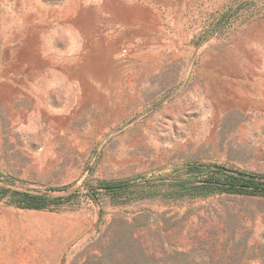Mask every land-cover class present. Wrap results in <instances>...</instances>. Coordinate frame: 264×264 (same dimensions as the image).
Here are the masks:
<instances>
[{
	"label": "rangeland",
	"instance_id": "obj_1",
	"mask_svg": "<svg viewBox=\"0 0 264 264\" xmlns=\"http://www.w3.org/2000/svg\"><path fill=\"white\" fill-rule=\"evenodd\" d=\"M214 165L264 176V0H0V264H264Z\"/></svg>",
	"mask_w": 264,
	"mask_h": 264
},
{
	"label": "trees",
	"instance_id": "obj_2",
	"mask_svg": "<svg viewBox=\"0 0 264 264\" xmlns=\"http://www.w3.org/2000/svg\"><path fill=\"white\" fill-rule=\"evenodd\" d=\"M192 166V168H197L200 165ZM212 171L223 174L225 178L220 181L202 180L199 181V183H191L187 180H183L178 182L177 186L184 189H194L195 194L219 191L227 193H252L264 195V176L247 173L254 177H245L236 174V172L241 171L228 168H226V170L213 169ZM129 185L131 184L113 185L104 182L100 183L101 188H103L106 192L112 193H116L124 188H127ZM13 193L20 195L19 201L22 202L23 207L27 208H44L48 200L59 199L58 196L51 198L45 194H33L23 191H14Z\"/></svg>",
	"mask_w": 264,
	"mask_h": 264
},
{
	"label": "water",
	"instance_id": "obj_3",
	"mask_svg": "<svg viewBox=\"0 0 264 264\" xmlns=\"http://www.w3.org/2000/svg\"><path fill=\"white\" fill-rule=\"evenodd\" d=\"M212 168H213V169H217V170H226L225 167L220 166V165H214ZM229 171H230V170H229ZM236 174L241 175V176H245V177H254V176H252V175H250V174L243 173V172H236Z\"/></svg>",
	"mask_w": 264,
	"mask_h": 264
},
{
	"label": "built area",
	"instance_id": "obj_4",
	"mask_svg": "<svg viewBox=\"0 0 264 264\" xmlns=\"http://www.w3.org/2000/svg\"><path fill=\"white\" fill-rule=\"evenodd\" d=\"M122 53H125V49L122 50Z\"/></svg>",
	"mask_w": 264,
	"mask_h": 264
}]
</instances>
